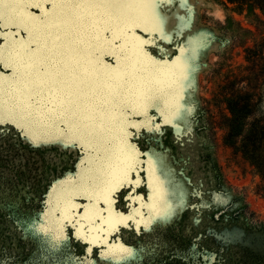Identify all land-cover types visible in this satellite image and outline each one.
Here are the masks:
<instances>
[{"label":"rangeland","instance_id":"obj_1","mask_svg":"<svg viewBox=\"0 0 264 264\" xmlns=\"http://www.w3.org/2000/svg\"><path fill=\"white\" fill-rule=\"evenodd\" d=\"M244 1L161 3L159 32L138 9L125 35L103 29L97 52L93 33L88 45L70 43L79 52L54 49L50 31L62 39L61 24L37 27L52 3L22 6L30 31L0 27V48L17 53L0 65V98L41 121L0 122V264H264V144L252 150L248 140L252 125L264 126V12ZM84 6L65 15L87 33L95 10ZM71 54L83 55L79 65ZM86 58L98 65L80 74ZM115 70L121 80L108 75ZM135 79L145 81L143 97L130 90ZM125 156L130 179L106 203Z\"/></svg>","mask_w":264,"mask_h":264},{"label":"snow or ice","instance_id":"obj_2","mask_svg":"<svg viewBox=\"0 0 264 264\" xmlns=\"http://www.w3.org/2000/svg\"><path fill=\"white\" fill-rule=\"evenodd\" d=\"M40 2L52 3L54 7L45 14V18L37 22V27L55 28L66 18L65 14L68 9H77L87 5L89 8L95 10L92 13L94 18L89 24L93 32L95 33L97 28H103L104 30L112 31L115 35L117 32L127 30L128 25L134 22V13L138 9L149 10L152 14L153 23L158 29L163 18L159 17L155 10L159 4L171 2V0H0V27L11 24L30 31L23 16L22 6L39 7ZM14 35L18 36L19 33L17 32ZM115 38H119V36H115ZM92 39L97 41L95 47L100 48L101 43L98 40V34L92 35ZM16 54L15 48L7 51L4 48H0V65H4L6 60H12ZM108 54L115 53L110 52ZM8 67L15 70L14 64H8ZM150 106H156L159 110V106L156 104ZM175 114L178 115V111ZM17 118L19 120H28L31 124L41 123L38 113L26 111L22 115L18 114L0 98V122H3L5 119L15 120ZM130 126L136 127L135 124H131Z\"/></svg>","mask_w":264,"mask_h":264},{"label":"bare ground","instance_id":"obj_3","mask_svg":"<svg viewBox=\"0 0 264 264\" xmlns=\"http://www.w3.org/2000/svg\"><path fill=\"white\" fill-rule=\"evenodd\" d=\"M85 7V6H84ZM87 9H88V6L86 7ZM86 8H84L85 10H87ZM81 9V8H80ZM76 10V9H75ZM84 10V11H85ZM91 10H93V9H91ZM139 10H141L142 11V13H144V15L146 16V17H148V20H149V25H148V21H147V19L146 18H143V16H142V19H146V21L145 22H147L146 23V25L148 26V28H147V30L148 29H152V30H156V31H161V30H163L164 29V31L166 30L165 29V27H164V23L162 24H160V26H159V28L157 29L156 27H155V25H154V23H153V18H152V14H151V12L149 11V10H147V9H139ZM69 11V10H68ZM72 11V10H71ZM74 11V10H73ZM76 11H78V10H76ZM80 11V10H79ZM88 11H90V9L88 10ZM156 13L158 14L159 13V10L156 8ZM94 11H91V12H87V13H90V15H92V13H93ZM140 12V11H139ZM70 13H72V12H69L68 14H70ZM86 13V14H87ZM73 14H74V12H73ZM71 15V14H70ZM70 15H68V16H70ZM72 17V16H71ZM81 17V16H80ZM92 17H93V15H92ZM140 17V16H139ZM160 17V16H159ZM91 18V17H90ZM138 18V17H137ZM141 18V17H140ZM75 19V18H74ZM139 19V18H138ZM80 20V19H79ZM74 21H76V20H74ZM83 21V20H82ZM81 21V22H82ZM90 21V20H89ZM141 21V20H140ZM77 22V21H76ZM84 22H87V21H84ZM137 22V21H136ZM138 22H139V20H138ZM142 23H143V20L141 21ZM72 23H74L73 22V20H71V19H69V18H66V19H64V20H62V22L60 23L61 24V28L63 29V31L61 32V33H63V35H62V39L60 38V33H59V36L58 35H54V33H55V31L54 30H52V31H50L51 32V41H52V43L55 45H53V47H54V49H55V47L57 46V45H59L60 44V46H61V44H62V46L63 45H65V43L67 44V43H69V46L71 45L70 43H76V44H78V46L80 45V44H83L82 42H85L84 40H85V36H89V35H91L92 33V35H94V34H98V38H100V36H101V34L103 33V28H97L96 30H95V33L93 32V29L92 28H89V30H88V32L86 33V31L85 30H83L82 28H77V23H76V25L75 24H72ZM88 24V23H87ZM138 24V23H137ZM79 25V24H78ZM141 25H143L144 26V23L143 24H141ZM146 25L144 26V27H146ZM85 26H86V23H85ZM89 26V25H88ZM130 26V25H129ZM132 26V25H131ZM83 27V26H82ZM150 27V28H149ZM58 28V27H57ZM51 29V28H50ZM55 29V28H54ZM61 29V30H62ZM90 29H92V30H90ZM146 29V28H145ZM49 31V30H48ZM105 31V30H104ZM107 32V31H106ZM46 34H44V35H47V32H45ZM53 33V34H52ZM57 33V32H56ZM113 33V32H112ZM124 33V35L126 34L125 33V31L123 32ZM49 34V33H48ZM76 34H77V36H76ZM135 34V33H134ZM43 35V34H42ZM43 35V36H44ZM114 35V34H113ZM123 35V36H124ZM49 36H50V34H49ZM48 35H47V37H49ZM122 36V37H123ZM42 37V36H41ZM45 37V36H44ZM64 37L66 38V39H64ZM92 37V36H91ZM126 37V36H125ZM102 38H103V36L101 37V40H102ZM113 38V37H112ZM50 39V38H49ZM88 39V38H87ZM105 39H107V37L105 38ZM104 39V40H105ZM48 40V39H47ZM100 40V39H99ZM128 40V39H127ZM88 41V40H87ZM91 41V40H90ZM108 41V40H107ZM39 42V41H38ZM65 42V43H64ZM89 42V41H88ZM87 42V43H88ZM93 41H91V43H92ZM101 42V41H100ZM104 42V41H103ZM112 42V41H111ZM48 43V42H47ZM96 43V42H95ZM95 43H94V45H95ZM108 43H110V40L106 43L105 42V46H106V44H107V46H108ZM135 43V42H134ZM85 44H86V42H85ZM86 45H88V44H86ZM90 45V47H91V45L92 44H89ZM47 46H49V45H47ZM50 46H52V45H50ZM66 46V45H65ZM71 46H73V45H71ZM70 46V47H71ZM76 46V45H75ZM105 46H103L102 45V47H103V49H101V50H103V52H105V50H107V49H105L104 50V47ZM113 45H111V48H113L112 47ZM70 47L68 48L67 47V49L65 50V52L68 50V49H70ZM83 47H88V46H83ZM93 47V46H92ZM91 47V48H92ZM109 47V49H110V46H108ZM107 47V48H108ZM141 47V46H140ZM72 48V47H71ZM73 48H74V46H73ZM80 48H82V47H80ZM80 48H78V50L80 49ZM90 48V49H91ZM93 48H96V47H93ZM101 48V47H100ZM106 48V47H105ZM38 50H39V46H38V48H37ZM47 49V48H46ZM54 49H52L51 51H53ZM74 49H76L77 50V48H74ZM85 49V48H84ZM62 50V49H61ZM77 50V51H78ZM83 50V49H82ZM88 50H89V47H88ZM91 50H93V49H91ZM97 50H98V48H96V52H97ZM100 50V49H99ZM100 50V51H101ZM43 51V50H42ZM49 51V50H48ZM56 51V50H55ZM63 51V50H62ZM61 51V52H62ZM72 51V50H71ZM81 51V50H80ZM64 52V51H63ZM69 52V51H68ZM79 52V51H78ZM83 52H84V50H83ZM83 52H81V53H83ZM88 51L86 50L84 53H86V54H88L87 53ZM92 52V54H93V51H91ZM94 52H95V49H94ZM95 52V53H96ZM38 53H40L39 51H38ZM44 53V52H43ZM48 53V52H47ZM50 53V52H49ZM57 53V52H56ZM59 53V52H58ZM70 53V52H69ZM84 53H83V55H84ZM100 53V52H99ZM142 53V52H141ZM45 54H46V52H45ZM44 54V55H45ZM61 54V53H60ZM91 54V55H92ZM102 54V53H101ZM144 54V53H143ZM62 55V54H61ZM60 55V56H61ZM81 55V54H80ZM83 55H81V56H83ZM90 54H89V56L88 57H90L91 56ZM36 56V55H35ZM40 56V55H39ZM70 56V55H69ZM68 56V57H69ZM74 56V55H73ZM76 56V55H75ZM81 56L79 57V58H73L72 57V54H71V57H72V59H71V61H73L74 63H76L77 65H79V62H80V60H82L83 58H81ZM98 56H99V54H98ZM97 56V57H98ZM103 56V55H102ZM128 56H131V54L129 55L128 54ZM134 56V54L132 55V57ZM56 57V56H55ZM64 57H65V55H64ZM35 58V57H34ZM44 58V57H43ZM46 58V57H45ZM85 58V57H84ZM95 58V57H94ZM118 58H120V56L118 57ZM131 58V57H130ZM147 58V57H146ZM42 59V58H41ZM47 59V58H46ZM67 59H69L70 60V58H67ZM87 60L86 61H84V62H82V64L80 65V70H81V72H80V74L82 73V72H89L90 70V65L91 64H94V63H91L90 62V60L92 59V60H94L93 58H91V59H89V61H88V58H86ZM98 60L100 59V57L99 58H97ZM131 59H133V58H131ZM130 59V60H131ZM34 60V59H33ZM58 60V59H57ZM128 58H127V61L126 62H128ZM47 61V60H46ZM68 61V60H67ZM70 61V62H71ZM125 61V60H124ZM149 62H150V60H148ZM45 62V61H44ZM62 62V61H61ZM65 62V61H64ZM93 62V61H92ZM95 62V61H94ZM120 62H121V60H120ZM144 62V61H143ZM149 62H147V63H149ZM32 63V62H31ZM125 63V62H124ZM179 63V62H178ZM64 64V63H63ZM70 64V63H69ZM97 63H95L94 65H96ZM100 64H101V62H100ZM117 64H119L118 63V61H117ZM150 64V63H149ZM149 64H148V66H149ZM35 65V64H34ZM41 65V64H40ZM60 65V64H59ZM98 65V64H97ZM124 65V64H123ZM128 65V64H127ZM42 66H44V65H42ZM56 66V65H55ZM54 66V67H55ZM100 66V65H99ZM134 66V65H133ZM146 65H143V67L142 68H144ZM147 66V67H148ZM40 67V66H39ZM61 67V66H60ZM68 67V66H67ZM71 67V66H70ZM79 67V66H78ZM118 67V66H117ZM119 67H120V69H121V67H123V66H120V64H119ZM126 67V66H125ZM132 67V66H131ZM137 67H139V66H137ZM146 67V68H147ZM50 70H51V68L50 67H48ZM65 68V67H64ZM76 68V67H75ZM102 68V67H101ZM100 67H99V69H101ZM107 68V67H106ZM133 68V67H132ZM141 68V67H140ZM141 68V69H142ZM162 68V67H161ZM170 68V67H169ZM55 69V68H54ZM68 69V68H67ZM127 69V68H126ZM135 69V68H134ZM145 69V68H144ZM152 69H154V68H152ZM152 69L150 68L149 69V71H152ZM167 69V68H166ZM165 69V70H166ZM96 70V69H95ZM102 70H104V69H102ZM130 70V69H129ZM37 71V70H36ZM62 71V70H61ZM65 71H66V69H65ZM68 71V70H67ZM69 71H71V70H69ZM74 71V70H73ZM107 71V70H106ZM144 71V70H143ZM143 71H141V72H143ZM154 71V70H153ZM167 71V70H166ZM135 72V71H134ZM161 72V71H160ZM47 73V72H46ZM59 73V72H58ZM62 73H63V71H62ZM70 73V72H69ZM74 73H76V72H74ZM98 73H100V72H98ZM109 73V72H108ZM155 73V72H154ZM154 73H153V75H154ZM157 73H159L158 71H157ZM169 73V72H168ZM167 72L165 73V75L163 74V76L165 77V79H166V74L168 75V76H170L172 73H170V74H168ZM40 74V73H39ZM48 74V73H47ZM50 74V73H49ZM64 75H65V73H63ZM80 74H78V75H80ZM93 74H95V72L93 71ZM137 75H139L138 73H136ZM133 75L134 76V78L137 76V75ZM151 72H150V76H151ZM51 75H52V73H51ZM51 75H49V76H51ZM69 75V74H68ZM67 75V76H68ZM71 75V77L73 78V77H75L74 76V74H70ZM86 75V74H85ZM90 75V74H89ZM92 75V74H91ZM108 75H110V76H113V78L114 79H117V80H121L122 79V77H124V70H122V71H120V70H115V71H113L112 73L110 72ZM149 75V74H148ZM174 75V74H173ZM48 76V75H47ZM53 76V75H52ZM62 76V75H61ZM60 76V78H62ZM95 76V75H94ZM132 76V75H131ZM144 76H146V74L144 75ZM156 75H154V77H155ZM32 77V76H31ZM34 77V76H33ZM54 77V76H53ZM58 77V76H57ZM70 77V76H69ZM84 77H88V75L87 76H83V79H84ZM100 77V76H99ZM163 77V78H164ZM46 78V77H45ZM51 78V77H50ZM78 78H82V77H78V76H76V79H75V81H77V79ZM94 78V77H93ZM101 78H102V76H101ZM130 78V77H129ZM139 78V77H138ZM146 78H148V77H146ZM152 78H153V76H152ZM157 78H158V76H157ZM160 78V77H159ZM163 78H162V80H163ZM169 78L170 77H168L167 78V80H169ZM65 79V78H64ZM64 79H63V81L62 82H64ZM96 79V78H95ZM109 79V78H108ZM126 79H127V77H126ZM130 79H133V78H130ZM129 79V80H130ZM137 79V78H136ZM135 79V80H136ZM170 79H172V78H170ZM175 79V78H174ZM51 80V79H50ZM69 80V79H68ZM67 80V81H68ZM73 80V79H72ZM79 80V79H78ZM91 80V79H90ZM93 80V79H92ZM99 80V79H98ZM104 80V79H103ZM144 80V79H143ZM143 80L141 81V80H136V82H133V81H131L132 83H131V85H130V90H131V92H133V94L134 95H136V97H143L144 96V92H145V90H146V84L143 82ZM161 80V81H162ZM32 81H33V79H32ZM44 81V80H43ZM60 80H58V82H59ZM127 81V80H126ZM164 81V80H163ZM171 81V80H170ZM175 81V80H174ZM174 81H171V82H174ZM35 82H36V80H35ZM54 82V81H53ZM61 82V81H60ZM130 82V81H129ZM128 82V83H129ZM148 82V81H147ZM165 82H166V80H165ZM42 83V82H41ZM44 83V82H43ZM55 83V82H54ZM67 83V82H66ZM81 83V82H80ZM88 83V82H87ZM92 83V82H91ZM160 83V82H159ZM164 83V82H163ZM168 83V82H167ZM49 84H51V83H49ZM59 84V83H58ZM62 84V83H61ZM69 84V83H68ZM75 84V83H74ZM90 84V83H89ZM93 84V83H92ZM91 84V85H92ZM118 84V83H117ZM127 84V83H126ZM130 84V83H129ZM160 84H162V83H160ZM52 85H54L53 83H52ZM65 85V83L63 84V86ZM71 85V84H70ZM90 85V86H91ZM104 85H105V83H104ZM128 85V84H127ZM150 86H151V84H149ZM149 85H147V87L149 88L150 86ZM163 85H167V84H163ZM35 86V85H34ZM44 86V85H43ZM48 86V85H47ZM59 86H60V84H59ZM79 86V85H78ZM103 86V85H102ZM126 86V85H125ZM153 86V85H152ZM157 86V85H156ZM161 86V85H160ZM45 87V86H44ZM53 87V86H52ZM66 87V86H65ZM71 87V86H70ZM96 87H98V86H96ZM124 87V86H123ZM171 87V86H170ZM31 88V87H30ZM63 88V87H62ZM75 88V87H74ZM85 88H87V86L85 87ZM90 88V87H89ZM104 88V87H103ZM102 88V89H103ZM109 88H111V87H109ZM152 88V87H151ZM157 88H159L158 86H157ZM161 88V87H160ZM164 88H167V87H164ZM57 89V88H56ZM60 89V88H59ZM59 89H57V90H59ZM67 91H68V89L69 88H65ZM72 89V88H71ZM79 89V88H78ZM88 89V88H87ZM86 89V90H87ZM105 89V88H104ZM103 89V90H104ZM124 89H126L125 87H124ZM123 89V90H124ZM152 89H154V87L152 88ZM152 89H150V91L152 90ZM162 89V88H161ZM168 89V88H167ZM56 90V91H57ZM72 90H74V89H72ZM72 90H70V91H72ZM77 90V89H76ZM89 90V89H88ZM31 91V90H30ZM82 91V90H81ZM97 91V90H96ZM99 91V90H98ZM101 91V90H100ZM118 91V90H117ZM149 91V90H148ZM61 92V91H60ZM74 92V91H73ZM83 92V91H82ZM86 92V91H85ZM104 92V91H103ZM122 92V91H121ZM125 92V91H124ZM130 92V93H131ZM152 92H153V90H152ZM26 93V92H25ZM29 93V92H28ZM66 92H64V94H65ZM68 93V92H67ZM70 93V92H69ZM72 93V92H71ZM81 93V92H80ZM90 93V92H89ZM88 93V95H90ZM99 93V92H98ZM115 93V92H114ZM117 93H119V92H117ZM116 93V94H117ZM150 93V92H149ZM149 93H148V95H149ZM61 94H63V93H61ZM75 94H77V93H75ZM87 94V93H86ZM106 94V93H105ZM132 94V93H131ZM132 94V95H133ZM58 95H59V93H58ZM66 95H68V94H66ZM83 95V94H82ZM81 95V96H82ZM111 95V94H110ZM115 95V94H114ZM120 95V94H119ZM122 95V94H121ZM129 95V94H128ZM147 95V96H148ZM25 96V95H24ZM65 95H63V97H64ZM69 96V95H68ZM72 96V95H71ZM76 96V95H75ZM97 96V95H96ZM108 96H109V94H108ZM112 96V95H111ZM117 96H118V94H117ZM113 97V96H112ZM116 97V96H115ZM128 97V96H127ZM127 97H126V99H127ZM146 97V96H145ZM149 97V96H148ZM59 98H60V96H59ZM65 98H66V96H65ZM70 98V97H69ZM109 98V97H108ZM108 98H106V100L108 99ZM114 98V97H113ZM133 98V97H132ZM72 99V98H71ZM104 99H105V97H104ZM111 99V98H110ZM131 99V96H130V98H129V100ZM133 99H135V98H133ZM132 99V100H133ZM65 100V99H64ZM131 100V101H132ZM138 100V99H137ZM144 100V99H143ZM176 100V99H175ZM102 101V100H101ZM108 101V100H107ZM146 101H147V99H146ZM145 101V102H146ZM69 102V101H68ZM110 102H112V99L108 102L109 104H110ZM135 102V101H134ZM66 103H67V101H66ZM102 103H105V102H102ZM107 103V102H106ZM107 103V104H108ZM147 103V102H146ZM62 105L64 104V103H61ZM144 104V103H143ZM134 105H136V103L134 104ZM147 105V104H146ZM146 108V106H145V104H144V106H143V108ZM93 108V107H92ZM139 108H140V106H139ZM85 109V108H84ZM83 109V110H84ZM96 109V108H95ZM97 110V109H96ZM86 111V110H85ZM90 111H91V109H90ZM92 111H94V110H92ZM80 112H82V111H80ZM84 112V111H83ZM82 112V113H83ZM89 114V113H88ZM113 115L114 114H116V113H112ZM112 114H110V115H112ZM83 115V114H82ZM108 115V114H107ZM106 115V117H108ZM109 115V116H110ZM113 115H112V118L114 119V117H113ZM95 116H96V114H95ZM102 116V115H101ZM100 116V117H101ZM81 117V116H80ZM85 117V116H84ZM83 117V118H84ZM103 117V116H102ZM105 117V116H104ZM82 118V117H81ZM88 118V117H87ZM94 119V118H93ZM92 119V120H93ZM99 119H101V118H99ZM105 119V118H104ZM108 119H109V117H108ZM89 120H91V119H89ZM95 121V120H94ZM94 121H92V123L94 122ZM102 121V120H101ZM105 121H106V119H105ZM109 121V120H108ZM87 122V121H86ZM89 122V121H88ZM91 122V121H90ZM98 122V121H97ZM99 122H100V120H99ZM98 122V125L100 124ZM111 122V121H110ZM109 122V123H110ZM95 123V122H94ZM89 125V124H88ZM94 125V124H93ZM93 125H91V126H93ZM103 126V125H102ZM87 127V126H86ZM88 127H90V126H88ZM87 127V128H88ZM94 127V126H93ZM105 127V126H104ZM107 127H108V125H107ZM97 129H98V126L96 127ZM106 128V127H105ZM90 129V128H89ZM97 129H95V131H97ZM86 130V129H85ZM91 130V129H90ZM94 130V129H93ZM99 130V129H98ZM88 131V130H87ZM94 131V132H95ZM90 133H93V131L92 132H90ZM115 134V133H114ZM122 142V141H121ZM119 143V142H118ZM123 143V142H122ZM121 144V143H120ZM117 145V144H116ZM123 145V144H122ZM122 145H120V147L119 148H121V146ZM125 148V147H124ZM117 149V148H116ZM125 150V149H124ZM122 152H123V150H122ZM122 152H121V154H122ZM126 152V151H125ZM120 154V155H121ZM127 154V153H126ZM128 154H132V153H130V152H128ZM122 155H124V154H122ZM121 155V156H122ZM118 156V155H117ZM115 157V156H114ZM118 157H120V156H118ZM123 157V156H122ZM131 158L133 159V157L131 156ZM130 157H126L125 156V158H122V159H120V165H122V167L123 168H120L119 167V164H117L116 166H115V168H114V170L110 173V186L107 188V186L105 187V189H106V191L103 193V196H105L104 198H105V202L107 203V202H109L110 200H111V193H112V191L118 186V185H120L121 184V182H123V181H125V180H128V179H130V177H129V173H130V169L132 168L131 167V165L134 163H132V159H131ZM116 160V159H115ZM114 160V161H115ZM114 164V163H113ZM114 167V166H113ZM110 168V167H109ZM108 168V169H109ZM110 172V171H109ZM106 174V173H105ZM107 175V174H106ZM109 178V177H108ZM106 184H107V182H106ZM102 185H103V183H102ZM97 200V199H96ZM103 200V199H102ZM100 201V200H99ZM105 203V204H106ZM68 208H69V206H68ZM108 208H109V206H108ZM113 208V207H112ZM111 209V208H110ZM96 212V211H95ZM111 212H113L114 213V211H113V209H112V211ZM91 213V212H90ZM100 213V212H99ZM112 213V214H113ZM68 216V215H67ZM95 216V215H94ZM103 216V215H102ZM111 216V215H110ZM91 217V216H90ZM114 217V219L112 218H110V219H108V221H109V223H112V222H114V220H116V218H117V214H116V216H113ZM125 217V216H124ZM124 217H122L121 216V218L120 219H124L123 220V222L124 221H126V218L128 217H126V218H124ZM105 219V218H104ZM129 219V218H128ZM89 220V219H88ZM95 220V219H94ZM118 220V219H117ZM106 222V221H105ZM116 222H118V221H116ZM91 223V222H90ZM99 224V223H98ZM103 225H105V224H103ZM105 229V228H104ZM107 234V233H106ZM96 235V237H97V233L95 234ZM102 235V234H101Z\"/></svg>","mask_w":264,"mask_h":264},{"label":"trees","instance_id":"obj_4","mask_svg":"<svg viewBox=\"0 0 264 264\" xmlns=\"http://www.w3.org/2000/svg\"><path fill=\"white\" fill-rule=\"evenodd\" d=\"M244 0H232V3H237L239 6H244L245 3ZM249 6L254 11L256 8H259L262 12H264V0H250ZM234 122L238 124L239 118H237L234 115ZM263 123V121H262ZM249 145L251 146V149L254 150L255 144L258 142L264 144V126H256L255 124L252 125L250 131H249ZM251 151L246 152L247 154Z\"/></svg>","mask_w":264,"mask_h":264}]
</instances>
